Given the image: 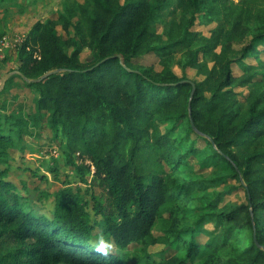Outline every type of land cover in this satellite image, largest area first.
I'll use <instances>...</instances> for the list:
<instances>
[{"label":"trees","instance_id":"trees-1","mask_svg":"<svg viewBox=\"0 0 264 264\" xmlns=\"http://www.w3.org/2000/svg\"><path fill=\"white\" fill-rule=\"evenodd\" d=\"M171 6L190 17L169 20L158 34L152 24ZM62 8L56 19L37 21L17 48V70L27 78L59 71L31 82L18 76L63 140L65 161L81 179L91 173L89 186L100 193L90 192V206L65 187L47 216L25 205L1 169L0 235L16 246L0 264H126L128 257L145 264H264V77L244 61L264 44V0H65ZM201 11L217 21L210 36L190 30ZM85 47L93 53L89 62L79 59ZM178 47L187 58L182 66L194 67L201 80L171 69ZM151 53L159 70L140 60ZM11 83L10 76L0 94ZM234 83L251 85L243 108ZM4 111L0 103V161L23 132L19 116ZM191 159L219 168L202 177ZM239 188L245 202L224 200ZM199 234L207 239L198 241ZM156 244L170 255H151Z\"/></svg>","mask_w":264,"mask_h":264},{"label":"rangeland","instance_id":"rangeland-1","mask_svg":"<svg viewBox=\"0 0 264 264\" xmlns=\"http://www.w3.org/2000/svg\"><path fill=\"white\" fill-rule=\"evenodd\" d=\"M64 1L0 0V83L6 72L17 69L20 64L17 58L18 44L14 42V38L26 35L37 21L56 19L63 9ZM189 17L190 14H182L180 10L171 6L160 13L157 21L152 24V29L158 34L164 33V28L169 20L174 19L176 22H184ZM216 25L217 21L212 19L211 15H206L205 11H201L195 15L190 30L210 36ZM56 33L60 34L63 39L67 38V34L60 26L56 27ZM257 47L259 49L257 55L246 57L244 61L256 68L257 78H262L264 77V44H259ZM67 51L71 52L72 48L67 47ZM184 52L185 50L181 47L175 49L173 58L170 61L171 69L177 75H184L189 80H201L203 76L198 75L194 67L182 66V63L187 59L186 55L183 54ZM92 55V51L85 47L80 52L79 59L83 62H89L92 60ZM198 59H201V57L199 56ZM206 59L208 65L211 66V57L208 56ZM140 60L153 64L156 70L161 67L158 57L152 53L142 56ZM232 72L236 77L241 74V70L236 63L232 64ZM11 77L12 83L10 86L12 87L0 94V103L4 105V112L19 116L23 121V132L14 134L16 146L9 150L7 158L0 161V170L6 169L8 172L7 179L14 184L15 191L25 197V205L33 211L51 216L54 209L55 194L65 187H71L79 196L88 200L91 206L90 192L92 191L95 195L100 193L98 187L90 188L89 186L91 173L85 172L84 179H81V172L74 168V165H70L65 161L62 152L63 140L60 137H54L48 125L46 114L44 112L38 113L35 109V92L24 84L18 74L14 73ZM233 88L237 91L239 104L243 108L246 96L251 90V85L240 86L234 83ZM196 145L203 148L205 141L198 138ZM77 163L79 164V160H76ZM191 163L193 171L202 177L211 176L213 171L219 168L215 163H211L207 167H201L195 159H191ZM233 183L234 180L229 182V184ZM224 200L233 204L246 201L244 191L241 188L226 195ZM89 210L91 211L90 208ZM92 217L100 219L99 215L93 213ZM205 227L212 228V224L208 223ZM153 232L160 234L156 228H153ZM206 239L207 235L199 234L197 236V240L200 242H204ZM15 246L14 242L0 235V255ZM136 247V245H132L129 249ZM108 250L116 254L114 248H108ZM149 252L154 257L160 255L168 257L170 255V250H165L163 244L149 247ZM125 262L126 264H145L144 262H137L131 257L126 258Z\"/></svg>","mask_w":264,"mask_h":264},{"label":"water","instance_id":"water-1","mask_svg":"<svg viewBox=\"0 0 264 264\" xmlns=\"http://www.w3.org/2000/svg\"><path fill=\"white\" fill-rule=\"evenodd\" d=\"M116 56H117V57H121L120 54H117ZM58 71H59V69H56V70H53V71H51V72L45 73V74H43L41 77H39V78H37V79H29V78H27L25 75H23V74H22L19 70H17V69H14V70L8 71V72H6V73L2 76V78H1L0 91L3 89L6 80H7L12 74H14V73L20 75V77H21L24 81L31 82V81H39V80L45 78L46 76H48L50 73H56V72H58ZM193 92H194V87L192 88V91H191V93H190V97H189V102H188V109H189V113H190V115H191L190 104H191V98H192ZM191 124H192V127L196 130L195 125L193 124V121H192V120H191ZM196 131H197V130H196ZM197 132H198V133H201V132H199V131H197Z\"/></svg>","mask_w":264,"mask_h":264},{"label":"built area","instance_id":"built-area-1","mask_svg":"<svg viewBox=\"0 0 264 264\" xmlns=\"http://www.w3.org/2000/svg\"><path fill=\"white\" fill-rule=\"evenodd\" d=\"M25 40V35H22V36H17L16 38H14V42L16 44H18V46L23 43Z\"/></svg>","mask_w":264,"mask_h":264}]
</instances>
